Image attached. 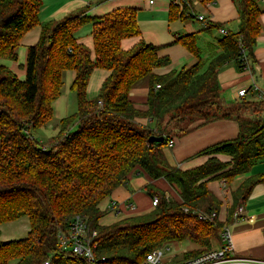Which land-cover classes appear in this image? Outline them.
Returning <instances> with one entry per match:
<instances>
[{"label":"trees","instance_id":"trees-1","mask_svg":"<svg viewBox=\"0 0 264 264\" xmlns=\"http://www.w3.org/2000/svg\"><path fill=\"white\" fill-rule=\"evenodd\" d=\"M232 1L237 30L221 35L206 65L193 33L171 45H180L197 62L156 75L154 70L170 66L168 57L158 55L161 47L142 41L129 50L121 46L124 40L140 36L135 9L118 8L90 17L85 8L40 27L37 42L27 47L25 64L20 66L23 80L0 66V225L23 217L29 223L25 238L0 240V264H87L81 258L65 257L57 245V232L75 215L85 216L90 230L96 232L95 264H141L150 251L170 242L194 244L196 249L188 255L192 257L210 249L211 239H219L252 188L264 183V174L243 181L231 193L227 220L218 221L221 202L207 182L228 184L264 161V100L224 103L219 92L221 67L234 62L238 71L247 66L252 72L256 64L253 51L262 10L258 0ZM41 6L42 0H0V60L17 61L23 37L40 25ZM192 17L191 5L170 4L169 22ZM87 24L92 25V49L75 38ZM221 28L208 23L204 31ZM96 69L108 75L91 100L86 89ZM67 71L74 73L70 89L77 112L60 121L49 145L39 144L32 133L52 119V104L60 97ZM146 76V108L138 110L129 92ZM217 120L236 121L237 137L199 152L197 156L208 157L199 167L183 171L169 165L163 149L170 139L188 132L180 123L204 125ZM151 136H162L164 142L154 146L148 141ZM217 155L231 160L223 163ZM136 168L150 180L144 186L147 196L157 197L158 203L146 214L99 225L104 215L100 204ZM159 179L176 191L178 199L166 197L153 185ZM213 213L211 220L199 218Z\"/></svg>","mask_w":264,"mask_h":264},{"label":"crops","instance_id":"crops-1","mask_svg":"<svg viewBox=\"0 0 264 264\" xmlns=\"http://www.w3.org/2000/svg\"><path fill=\"white\" fill-rule=\"evenodd\" d=\"M200 3L198 16H203L207 23L222 25V28L228 32H235L237 30V8L232 0H212L208 3L200 0ZM258 5L262 10V14L259 17L260 32L253 51L256 64L254 65L253 71L250 73L246 71H238L234 62H229L219 69L217 80L219 84L220 96L224 103L238 100L237 93L240 90H247L248 93L244 97L247 101L264 100V0H258ZM169 6V0H156L152 6H149L146 0H42V6L38 13L40 25L36 28H40L51 21L61 20L68 14L79 9L86 8L87 15L90 17H102L118 8H131L137 11L136 19L140 30V36L133 38L134 43L137 44L139 41H142L146 44L161 47L158 51V55L160 57L166 56L170 59L169 67L156 69L153 71L154 74L164 75L172 70L178 71L184 67H191L197 62V59L189 54L183 47L179 45H171V43L178 37L188 34L197 33V46L202 36L210 37V43H208L206 51L207 59L205 60V63H207L209 58L212 56L211 52L216 49L217 40L222 36L218 30H211L208 32L204 31L206 26H204L203 23L198 22L193 17L192 19L183 21L175 20L173 22H169V19H167ZM191 7L195 15L196 10L193 9L192 4ZM144 15L148 17V24L143 21L142 17ZM193 21L199 23L201 28L195 31L189 30V23H192ZM85 26H87V35L90 34L91 36L92 25L87 24ZM147 27L150 29L155 28L156 31H148ZM83 28L84 27L75 33V37L77 34L82 32ZM27 34L23 37L22 42ZM22 42L17 49V56L20 53H24V50L27 51V47H29V45H22ZM83 42L86 44L88 42L92 45V38L91 41L87 38ZM123 42L121 44L122 49L129 50L130 46L128 44H123ZM14 63L15 62H5L4 60H0V66L11 70L18 79H24V71L18 68L16 73L15 68L13 69ZM18 72L22 74L21 77L17 75L19 74ZM94 74L100 75L98 82L100 89V86L107 77L108 73L104 70L96 69L92 72L90 79ZM148 86L149 77L146 76L134 83L131 87L129 100L138 110H145L146 108L145 104L147 101ZM139 123L143 125L150 124L148 120H139ZM185 129L188 130L187 133L173 138L174 144L171 148H168L166 145V148L163 149L169 165L177 166L183 171L199 167L207 161V156H197L199 152L217 143L234 140L238 135V124L233 120H217L204 125L193 123ZM165 149L168 153L165 152ZM216 158L223 163L230 162L231 160L229 157L224 155H217ZM263 174L264 161H261L255 163L249 173L236 176L228 184L222 180L207 182L208 190L221 202L217 215L219 222L224 223L227 220L228 208L232 204L231 193L246 179ZM149 182L150 180L146 177V175L140 169L136 168L128 175L126 183L117 188L111 194L109 205L113 202L116 204L117 209L115 212L117 214L126 213L128 210H134L137 206L132 202L138 200V196L135 194V191L143 190L145 184H148ZM152 183L156 188L163 191L166 196L176 198V191L163 179H159ZM129 206L132 208H129ZM238 207L243 208L241 219L235 220L232 216V221L225 226L230 234L234 254L237 258L241 259L263 261L264 183L256 184L252 188L247 199H245ZM144 212L145 211L138 214L143 215L146 213ZM127 217H132V215H126L121 219ZM0 240L9 241L16 239H2L0 235ZM214 240L216 239L210 240V247H213V243L215 242ZM217 244L219 246V241H217Z\"/></svg>","mask_w":264,"mask_h":264},{"label":"rangeland","instance_id":"rangeland-1","mask_svg":"<svg viewBox=\"0 0 264 264\" xmlns=\"http://www.w3.org/2000/svg\"><path fill=\"white\" fill-rule=\"evenodd\" d=\"M191 4L193 5V9H195V15L198 16L199 13V8H200V0H190ZM142 17V16H141ZM143 21L144 23L148 24V17L143 16ZM167 19H168V14H167ZM192 19V18H190ZM83 30L80 34L76 35V40L78 43L82 44L83 46L85 45L88 47V49H92V45L87 42H83L85 39L89 38L91 41V36L90 34L87 35L86 32V27L83 26ZM158 27V26H157ZM156 27V29H157ZM201 28L199 23L196 21H193L192 23H189V30H198ZM203 28V26H202ZM81 29V28H80ZM148 31H156L154 29L148 28ZM40 34V28H35L32 29L30 32H28L27 36L25 37L24 41L22 42V45H29L32 46L34 45ZM175 37V36H174ZM210 37L208 36H202L198 42V48L201 51V60L203 63H205L207 59V45L210 43L209 40ZM134 39H128L123 42V44H128L130 46V49L134 47ZM32 44V45H31ZM88 45V46H87ZM180 46V45H179ZM24 53L18 54V59L13 65V69L15 68V72L17 73L18 68H20L21 65L25 64L26 61V51H23ZM6 62V60H4ZM8 62V61H7ZM206 65V63H205ZM19 66V67H17ZM19 73V72H18ZM96 73V72H94ZM19 77H21L22 74H17ZM99 76L100 75H92L90 79V83L88 85V89H86V95L88 99H95L97 95L99 94ZM74 78V73L71 71H67L63 73L62 76V88H61V94L60 97L53 102L52 104V110H53V115L52 119L42 128L38 129L37 131L32 133V137L39 143V144H47L49 145V142L53 140V138L57 135V132L59 130V123L62 119L67 118L69 116L74 115L77 112V105H76V98H75V93L70 89L71 83ZM23 80V78H21ZM187 122L180 123L178 126H180L182 129L187 128L189 126ZM166 148V147H165ZM165 152L168 153V151L165 149ZM146 185V184H145ZM131 187V186H130ZM135 194L138 196L137 201H133L132 203L137 207H135L134 210L132 211H127L126 213H121L117 214L115 211H109L107 210V207L109 205L110 197L105 199L101 204H100V209L104 213L103 217L99 220V225L101 226H110L118 222L119 219L125 217L126 215H139L138 213L145 211L146 213L150 212L153 210V207L151 206V199L147 196L144 187L143 190H136ZM168 197V196H166ZM170 198V197H168ZM173 198V197H171ZM173 199H178L177 196L176 198L174 197ZM150 210V211H149ZM144 212V213H145ZM145 213V214H146ZM0 235L2 239H23L27 236L28 233V219L26 217L20 218L16 221L5 223L0 225ZM215 242L213 243V247H217V241L214 240ZM211 243V241H210ZM165 245V246H163ZM161 246L164 247H169V251L166 252L167 255L172 256V255H178L182 256L185 255V257H188V255L192 252V250L196 249L195 245L192 244L191 242L184 241L181 243H167L163 244ZM160 246V247H161ZM167 256V257H169ZM8 264H14V261L9 262Z\"/></svg>","mask_w":264,"mask_h":264},{"label":"built area","instance_id":"built-area-1","mask_svg":"<svg viewBox=\"0 0 264 264\" xmlns=\"http://www.w3.org/2000/svg\"><path fill=\"white\" fill-rule=\"evenodd\" d=\"M149 6H152L156 0H146ZM170 4L181 7L183 4L191 5L190 0H169ZM194 14V13H193ZM194 18L206 26L208 23L205 21L203 16H196ZM220 35L225 36L227 31L223 28L219 29ZM245 71L250 73L249 67H245ZM157 85L155 89H158ZM247 90H240L237 93V99L242 100L247 94ZM174 144V139H170L167 143L168 148H171ZM158 203L157 197L151 199V206L155 207ZM129 208H132L129 206ZM117 209L116 204L113 202L108 205L107 210L115 211ZM186 211V210H185ZM242 207H238L234 212V219L240 220L242 216ZM215 217V214L205 215L199 214V218L202 220H211ZM96 232L91 231L89 228L88 221L83 215H75L72 217L68 226L57 232V245L61 250V253L65 257L81 258L87 264H95L96 259L94 256V250L96 248ZM219 246L210 247V249L192 257H185V255L169 256L166 252L169 251V247H157L150 251L144 258L141 264H264L263 261L247 260L237 258L234 254L233 245L228 230L224 228L220 235ZM169 256V257H167ZM104 261V258H102ZM44 264H48L45 262Z\"/></svg>","mask_w":264,"mask_h":264},{"label":"water","instance_id":"water-1","mask_svg":"<svg viewBox=\"0 0 264 264\" xmlns=\"http://www.w3.org/2000/svg\"><path fill=\"white\" fill-rule=\"evenodd\" d=\"M148 141L152 145L157 146V145L162 144L164 142V137H162V136H151L148 139Z\"/></svg>","mask_w":264,"mask_h":264}]
</instances>
